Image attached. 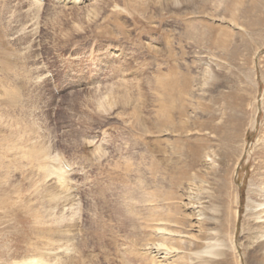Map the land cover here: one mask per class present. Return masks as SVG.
I'll use <instances>...</instances> for the list:
<instances>
[{"label": "rangeland", "instance_id": "1", "mask_svg": "<svg viewBox=\"0 0 264 264\" xmlns=\"http://www.w3.org/2000/svg\"><path fill=\"white\" fill-rule=\"evenodd\" d=\"M263 103L264 0H0V264H264Z\"/></svg>", "mask_w": 264, "mask_h": 264}, {"label": "bare ground", "instance_id": "2", "mask_svg": "<svg viewBox=\"0 0 264 264\" xmlns=\"http://www.w3.org/2000/svg\"><path fill=\"white\" fill-rule=\"evenodd\" d=\"M35 3V2H34ZM37 3V2H36ZM36 23V22H35ZM245 29H249V27H247V26H245ZM217 41H219V40H217ZM219 44H223V43H221L220 41H219ZM224 45H225V43H224ZM237 100H239V102L236 104V106L235 105H233L234 106V108L232 107L231 108V114L229 115V117L227 116V118L225 119V121L224 122H221V124H219V126H220V128H213L214 130H215V132L216 133H218L219 134V137L221 138V140H223L224 139V141H225V143L226 144H228L227 146H225L224 144H223V150L221 151V156L222 157H220V160H221V162H220V165H222V166H227L229 163H228V161L229 160H231L230 158H231V155H232V150H231V148H229V147H231V143L233 142V138H234V134H236L237 133V130H239L238 129V127H239V122L243 119L241 116H240V113L239 112H245V110H244V107H243V104H245V102H243L244 101V98L243 97H241V98H239V99H237ZM262 103V102H261ZM252 104V103H251ZM263 106H264V103H263ZM247 107V106H246ZM253 107H255V106H253ZM205 109H208V106H205ZM202 110H203V108H202ZM255 112V111H254ZM237 113V114H236ZM246 113V112H245ZM245 113H242V114H244L245 115ZM243 115V116H244ZM245 117V116H244ZM238 120H239V122H238ZM243 123V122H242ZM246 123V122H245ZM191 125H193L194 126V120L191 122ZM252 126L254 125V122H253V124H251ZM243 126V125H242ZM241 126V127H242ZM201 127H203V124H201ZM264 127V126H263ZM261 130V129H260ZM233 131H235L236 133H234ZM240 131V130H239ZM264 132V131H263ZM262 135V134H261ZM238 136V135H237ZM236 138V137H235ZM261 139L264 141V133H263V136L261 137ZM261 140V141H262ZM261 144V143H260ZM229 146V147H228ZM260 146V145H259ZM259 149H261V148H259ZM263 149H264V143H263ZM190 151H192V155L194 156L195 154H196V152H195V150L193 149V147L191 148V150ZM50 153V152H49ZM45 155V154H44ZM46 157V156H45ZM44 157V158H45ZM55 157V156H54ZM59 157V156H58ZM43 158V157H42ZM43 158V159H44ZM263 159H264V157H262ZM52 159H54L53 157H52ZM60 159V158H59ZM263 159L261 160V161H263ZM57 160V159H56ZM44 161V160H43ZM45 161H47V160H45ZM52 161H54V164H57V162H55V160H52ZM57 161H59V160H57ZM65 161V160H64ZM190 162H191V165L192 166H195L194 165V161L192 160V159H190ZM45 163V162H44ZM50 163H52L51 161H50ZM60 163V162H59ZM67 163V162H66ZM237 163V162H236ZM48 164V163H47ZM53 163H52V168H53V165H54ZM45 166H46V164H45ZM47 166H49V165H47ZM55 166H56V168H55ZM58 166V164L57 165H54V168H55V171H50L49 169V167H47V169L49 170V173L51 174V175H54V173L55 174H57V177H55V178H57L58 179V182L59 183H61L62 185L65 183L64 181H63V178H65L66 177V173L65 174H63L64 172H65V169H63L64 167H62L63 166V164L61 165V166H59V167H57ZM50 167H51V164H50ZM51 168V169H52ZM47 169H45L46 171H48ZM54 170V169H53ZM62 170H64V172L62 171ZM63 172V173H62ZM67 172V171H66ZM68 173V172H67ZM48 175V174H47ZM56 176V175H55ZM192 176H194L193 178L196 180L193 184H192V186H193V188L194 187H196V186H198L199 185V181H205L204 180V178L202 177V176H200V174H198V173H194V174H192ZM54 179V178H53ZM67 179V178H66ZM66 179H64V180H66ZM64 182V183H63ZM71 182V181H70ZM58 183V184H59ZM68 183V182H67ZM56 184V183H55ZM56 186V185H55ZM61 186V185H60ZM65 186V185H64ZM66 189V188H65ZM64 198V197H63ZM74 199V198H73ZM66 200V199H65ZM72 201V200H71ZM75 203V202H74ZM76 204V203H75ZM264 202H262V201H259V200H252V201H250L249 203H248V206L249 207H252L253 209H252V214H254L253 215V219H252V221L254 222V224L256 225V227L258 226L259 228H258V233H259V235H260V237L262 238L261 239V243L259 244L260 246H258L259 247V249H258V251H259V253H260V257L261 258H263V260H264V222H261V221H258L260 218H261V214L264 212ZM78 207V206H77ZM231 207H232V204H231V202L229 201V203L227 204V207L225 208V211L226 212H228V216H230V218L228 219L227 218V221H228V223H229V225L231 226V224H232V220H233V217H234V214H233V212H232V210H231ZM77 209V208H76ZM76 213H78V212H76ZM225 223V222H224ZM260 223H262V224H260ZM253 224V225H254ZM259 224V225H258ZM252 226V225H251ZM256 227H253V228H256ZM159 228H161V227H159ZM161 229H165V228H161ZM252 231H253V229H252ZM257 234V233H256ZM163 243L161 242V243H159L158 242V244L156 245V248L158 249L159 247H160V245H162ZM66 250H69L68 249V247H66L65 248ZM214 250V248L211 250V251H213ZM168 251H169V249H168ZM214 252H215V250H214ZM168 252H166V253H164V255H166ZM216 253V252H215ZM156 254H158V252L156 251ZM222 254H223V252H222ZM167 257V256H166ZM224 258V257H223ZM221 260H223V259H221ZM53 264V263H52Z\"/></svg>", "mask_w": 264, "mask_h": 264}]
</instances>
